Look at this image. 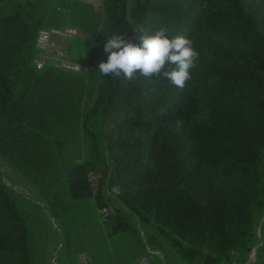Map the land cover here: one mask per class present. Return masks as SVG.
Masks as SVG:
<instances>
[{
  "label": "trees",
  "instance_id": "16d2710c",
  "mask_svg": "<svg viewBox=\"0 0 264 264\" xmlns=\"http://www.w3.org/2000/svg\"><path fill=\"white\" fill-rule=\"evenodd\" d=\"M80 4L20 0L0 16V156L37 185L66 243L92 251L95 264H117L109 238L118 234L181 264L246 259L264 218V0H103L87 73L38 68V31L62 27L61 9ZM130 21L193 41L200 55L184 89L162 76L101 75L107 34L141 43ZM67 146L84 160L66 172L70 198L96 210V220L78 216L80 244L57 175ZM90 169L103 173L96 196ZM118 203L133 220H111ZM106 205L114 214L103 219ZM0 264H33L26 215L1 175Z\"/></svg>",
  "mask_w": 264,
  "mask_h": 264
},
{
  "label": "rangeland",
  "instance_id": "374dc122",
  "mask_svg": "<svg viewBox=\"0 0 264 264\" xmlns=\"http://www.w3.org/2000/svg\"><path fill=\"white\" fill-rule=\"evenodd\" d=\"M19 1L20 0H7L1 2L0 16L12 13L14 10V4ZM78 1L82 2V4L84 5H74L67 9H61L64 11L61 20V22L63 23L62 26L71 25L76 27L78 29V35H76L75 37H68L65 40L57 38L53 41L54 44L53 46H51L50 50H47L45 53L40 52V54H38L39 57H42V59L45 60L48 64H51L55 56H57L58 48L65 54L67 60L78 64H88L87 61L90 49L94 44L96 35L99 31L100 24L102 22L103 0ZM135 1L136 0H128V7L131 8L134 5ZM83 73H87V71H83ZM94 96L92 102L94 101ZM62 154V156L60 155L62 160L59 169L57 170V175L59 174L60 177V186H63V188H65L66 190L65 197L67 207L68 211L72 216L71 219L67 218L66 220H76L73 224V228L70 230L74 241L75 235L79 231V225L77 223L78 216L86 219L88 216L87 220H96L94 215L96 210L95 205L89 200L73 202V200L70 198V194L66 189V172L69 167H71L72 165H79L84 160H81V158L79 157L80 154L78 155L73 152L70 146H67L66 149L62 152ZM85 157L90 161V163H88L90 166H97V163L100 164L99 159H97L98 157H96L94 153H90V151H87L85 153ZM93 171L95 170L90 169L89 172ZM0 175L6 186H8L13 198H15L21 209L24 211L26 219L29 223V231L32 233L33 239L35 237V225L38 226L39 229L40 227L42 228V234L45 237V246L48 248V250L53 249L55 244V241L53 240L58 241V246L56 247V250L52 255L53 257L50 260L51 264H67L66 258H68L69 264H81V254L87 251L75 252L72 250L75 244L68 245V243H66L63 235L61 236V231H59V229L62 228L59 224V219L54 216L53 210L50 207L49 202L47 201V199L44 198L37 185L27 176L23 175L17 168H15L9 162V160L2 156H0ZM116 205L118 207V210L117 213H113L114 215L112 216L111 220H133V216L131 215V213L122 204L118 203ZM263 223L264 218L262 219V222L257 229V242L255 246L250 251L247 258L243 260L238 259V263L264 264V251H261V248L264 244ZM137 226L140 230L143 242L146 244L147 242L143 236L144 228L141 224H138ZM62 230H64V228ZM83 234L86 236L84 231ZM50 239L52 241H50ZM109 240L113 248L114 257L116 259L117 264H135L137 261L136 258L139 255L147 254V245H145L146 247H144V249L135 250L134 245H130L129 242L125 239V237L120 234L116 236H110ZM83 242V240L78 241L79 244ZM33 243H35L34 245L37 247L35 239L33 240ZM88 252H90L94 261L95 257H93V252ZM154 258V264H163L162 260L158 256H154ZM233 260H231L228 264H233ZM166 262L167 264H181L179 263V259L177 257L167 256Z\"/></svg>",
  "mask_w": 264,
  "mask_h": 264
},
{
  "label": "clouds",
  "instance_id": "9594fccd",
  "mask_svg": "<svg viewBox=\"0 0 264 264\" xmlns=\"http://www.w3.org/2000/svg\"><path fill=\"white\" fill-rule=\"evenodd\" d=\"M130 23L131 28L142 33L141 43H133L121 31L107 34L104 52L108 56L106 62L99 63L101 75L125 81L162 76L175 87L184 89L200 55L193 41L183 35H171L167 26L153 31L137 22Z\"/></svg>",
  "mask_w": 264,
  "mask_h": 264
},
{
  "label": "built area",
  "instance_id": "2783aa9c",
  "mask_svg": "<svg viewBox=\"0 0 264 264\" xmlns=\"http://www.w3.org/2000/svg\"><path fill=\"white\" fill-rule=\"evenodd\" d=\"M76 35H78V29L71 25L41 28L38 31L36 38V49L38 51V54H40V52L45 53L47 50H50L51 46H53L54 44L53 41L55 39L61 38L62 40H65L68 37H75ZM35 64L38 68H44L47 65H52L72 72L87 71V65L85 63L78 64L67 60L65 54L59 48L58 54L57 56H55L51 64H48L45 60L42 59V57H39V55L35 59ZM102 178L103 173L101 171H93L88 174V181L90 183V188L93 196H96V194L98 193ZM117 193L118 190L115 187L109 190V194L112 196H116ZM113 213L114 208L110 205L99 208V214L103 219H106ZM154 256H158L162 260L163 264H167L165 255L162 251L152 250L149 247H147V254L142 255L135 264H154ZM232 263L241 264L238 263V259H234ZM81 264H95L89 252L83 253L81 257Z\"/></svg>",
  "mask_w": 264,
  "mask_h": 264
},
{
  "label": "crops",
  "instance_id": "0c3cea01",
  "mask_svg": "<svg viewBox=\"0 0 264 264\" xmlns=\"http://www.w3.org/2000/svg\"><path fill=\"white\" fill-rule=\"evenodd\" d=\"M27 224H28V228L30 230L28 220H27ZM57 229H58V227H57ZM34 230H35V237H34V239L36 241L37 247L34 245L35 243H33V240H34L33 237H32L33 235L29 231L30 232L31 247H32V252H33V264H51V261L50 260L53 257L52 255L54 254V252L56 250V247L58 246V241L53 240V241H55V244L56 245L54 244L53 249H50V247H49L50 250H48V248L45 246V242H44L45 237L42 234V228L40 227V229H39L38 226H35L34 225ZM59 231H61L60 233H61V236H62L63 235L62 228H60ZM84 239H87V235L85 236L83 234V230H81L80 233H78V234L75 235V239L74 240L80 241V240H84ZM50 241H52V240L50 239ZM82 254H81V257H82ZM141 256L142 255H139L136 258V260L138 261V259ZM35 259H36V262H35ZM66 262H67V264H69L68 263V258H66ZM80 263H81V260H80Z\"/></svg>",
  "mask_w": 264,
  "mask_h": 264
}]
</instances>
